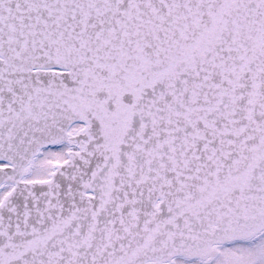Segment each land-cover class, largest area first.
Here are the masks:
<instances>
[{"label": "snow or ice", "instance_id": "1", "mask_svg": "<svg viewBox=\"0 0 264 264\" xmlns=\"http://www.w3.org/2000/svg\"><path fill=\"white\" fill-rule=\"evenodd\" d=\"M0 264H264V0H0Z\"/></svg>", "mask_w": 264, "mask_h": 264}]
</instances>
